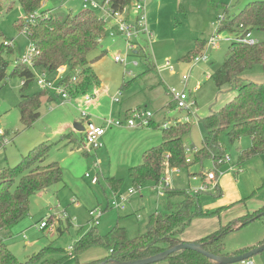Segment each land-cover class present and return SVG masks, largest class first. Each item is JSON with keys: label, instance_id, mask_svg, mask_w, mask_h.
<instances>
[{"label": "rangeland", "instance_id": "obj_1", "mask_svg": "<svg viewBox=\"0 0 264 264\" xmlns=\"http://www.w3.org/2000/svg\"><path fill=\"white\" fill-rule=\"evenodd\" d=\"M62 1L64 0H42L48 8H53L52 14L56 15L57 18H63L67 14L74 15L83 11L80 0H69L66 3H62ZM93 1L108 8L105 0ZM250 1L254 0H147L144 8L147 28L150 31L151 38L148 41L145 38L141 40L142 44H146L145 52L139 51L137 54L128 56V61H136L137 65L128 64L123 66L121 63L114 61V55L120 54L123 56L125 54V43L120 38L111 39L107 34L100 41V44L88 54V59L93 61L91 63L92 70L104 83L103 88L106 90L111 89L110 97L121 89L123 82H127L125 86L131 84L129 87L125 88L124 86L120 90L119 99L121 97L122 101L129 99L130 103L136 105L131 107L130 111L137 108V106L149 111L153 120L159 122L160 126L163 123L169 126L177 120L186 122L184 120L186 111L174 106L167 92L168 88L180 91L185 87L190 96L194 98L198 108V118H201L208 114L210 110L219 108L235 93V89L228 85L218 89L210 77L206 78V75L211 76L224 61L228 45L232 41L220 39L216 46L210 48L207 47L206 43L205 45L203 44L201 53L206 56L204 60L195 62L193 58L196 56L191 58L190 56L198 50L199 42L207 41L212 36L216 30L214 24H217L216 20L219 16H224L225 12L229 15L235 14ZM89 9L99 18L105 20L106 28L112 24V17L108 16L99 7L93 8L89 6ZM23 15L17 0H0V30L2 31L0 43L4 40H9L13 44L12 54L6 56L9 61L6 71L7 75L0 82V129L5 133L3 137L5 141L3 140L0 146V170L16 165L22 155H25L37 144L45 142L50 144L47 156L49 161H56L62 167L63 180L50 186L45 193L30 197L28 215L13 227L11 234L7 237L10 243L9 249L20 262L30 264L26 263L28 257L36 253L41 247L50 244L66 250L69 245H73L79 236L93 225H96V229L100 234L108 233L116 223L121 227H125L128 238H134L144 233L148 215L155 208L163 212L164 209L162 208L166 204L167 199L156 190L150 188L153 192L151 194L149 188H143L140 194H137L138 192L129 194L124 211L109 207V202L113 195L104 181V178L107 177L109 163L105 157L100 155V148L87 147V151H85L84 146L80 145L82 134L74 129V122H80V110L75 112V110L70 109L68 104L60 107L56 101L45 100L42 96L39 118L29 127H25L21 123L19 110L16 107L21 93L31 95L41 91L36 83L33 82L24 92H21V79L16 75L9 76L10 71L16 64V59L24 55L28 49L29 41L27 35L15 28V24ZM219 33L222 38L231 36L228 31L223 30ZM263 36L261 31L254 30L251 32V38L256 41H261ZM144 40L147 43L143 42ZM144 53H146L145 55L148 57L147 61L150 65L145 61L146 56ZM100 54L103 55L98 58ZM186 56L189 57L186 58ZM166 60L170 62L173 70L162 69L157 72L153 65H161ZM126 69L131 70L134 76L136 75V78L132 79L133 76L125 75ZM249 74L251 76L246 77ZM256 74L261 75L259 66H255L251 71L245 72L244 76L246 75L247 79L250 77L256 80ZM183 75H188L185 82H182ZM196 84L199 88L193 91L192 89ZM99 88L101 86L97 89ZM112 103L115 104V102ZM55 107L59 108L54 109ZM87 112L90 120L94 123L97 122L95 118L110 116L109 111L102 108ZM65 116L72 119L70 130L67 131L69 133L65 132L72 135V138H74L72 142H69V138L62 137L61 134H55L58 126L56 124L64 120ZM198 118L192 119L190 116V120L187 121L191 124V130L184 137L185 147L196 148L201 145L205 129ZM241 138L242 145L249 144L247 136ZM220 140L226 155L228 154L235 161L238 153V142L240 141L229 143L224 133L220 135ZM120 150L121 147H119L118 151ZM72 156L81 158L84 164L80 172H78V175L81 173L78 177L75 176V167L73 170L70 168V164L74 165L75 163L70 158ZM63 158L66 159L61 160ZM94 162L97 163L95 167L93 166ZM202 163L204 170L211 168L210 159H204ZM190 167H193L196 171L199 170L198 163L188 168ZM188 168L180 169L178 174L170 172L169 184L172 186L173 183H177L186 189ZM86 172L90 174L91 178L97 172L99 183L92 185L90 179L84 177ZM115 172V178L122 180L120 192L127 194L128 189L131 188L130 180L127 176V168L124 165H119ZM101 175H104V178ZM66 177L79 180V182H74L79 183L77 186L81 190L79 194L86 193L89 198L84 196L85 199L83 201L79 197L71 200L70 195L67 193V187L63 185ZM181 179H184L185 183L181 182ZM95 196L99 198V205L97 202L95 203ZM57 204L59 209L56 208ZM95 206L102 211L97 223H94L89 215V210ZM61 213L65 215L61 217L62 223L60 224L59 232L55 228L56 221L53 215ZM50 215L53 216L51 223L49 222L46 228L40 229L38 227L40 221H45L46 217ZM67 216L69 217L68 219H66ZM262 219L252 221L246 226L228 233L224 238V252L230 253L234 247H243L258 240L264 234V220ZM22 233H24V236H21ZM26 241H28L27 244ZM94 248L101 249L107 253L104 247L95 246ZM255 256H252L251 259H254ZM68 259L71 260L69 264H73L75 261V258Z\"/></svg>", "mask_w": 264, "mask_h": 264}, {"label": "trees", "instance_id": "obj_2", "mask_svg": "<svg viewBox=\"0 0 264 264\" xmlns=\"http://www.w3.org/2000/svg\"><path fill=\"white\" fill-rule=\"evenodd\" d=\"M17 1L24 15L35 11L40 12L34 23H26L28 41L34 44L39 51L38 55L33 57L34 69L37 72H44L48 78H53L57 69L64 66L65 72L60 82L64 85L69 97L92 92L91 90L99 84V80L91 69L93 61L88 59V54L107 35V28L101 18L88 10L57 18L56 15L46 10H40L42 0ZM108 4L115 11H121L125 7L129 11L133 0H108ZM239 25H242L243 34L257 30L264 35V0L250 1L232 15L225 12L219 31L224 30L236 34L240 30ZM15 28L19 32L22 31V17L15 24ZM205 43L206 41L199 42L198 50L192 56L189 55L190 58L200 55ZM144 48L145 46H140L137 52H132L131 55L139 51L145 52ZM12 52V47L5 46L3 41L0 43V82L7 75L9 61L6 56L11 55ZM102 55L100 54L98 58ZM145 58L147 64L150 65L147 61L148 57ZM255 66L261 69L262 79L260 81L247 79V76H244L245 72L251 71ZM15 75L21 79V92L35 82L34 71L26 64L20 63L18 59L9 73V76ZM209 77L218 89L228 85L235 89V93L219 108L210 110L201 118L197 115L205 129V134L200 147L191 155L190 161L186 162L184 137L189 134L191 124L177 120L161 128L162 124L160 126V123L150 118L148 126L153 129L160 128L161 141L144 150L141 162L127 169L130 187L139 189L148 182L156 186L163 176L165 166L170 169L188 168L195 163L201 164L204 159H210L215 165L220 166L222 162L218 161H223L226 155L220 140L222 133L225 134L229 143L238 141L243 136L250 139L249 147L239 151L237 163L243 164L264 154V36L255 44L230 42L224 61ZM126 84L127 82H123L122 87ZM43 95H48L51 99L57 98L53 92L44 89L31 95L21 93L16 107L19 110L20 121L25 127L31 126L39 118ZM129 113L130 110H127L125 115L128 117ZM83 139L82 137V142ZM49 149L50 144L41 142L22 155L16 165L0 170V230L10 231L28 214L29 199L32 195L62 181V169L59 164L57 162L45 163ZM104 181L113 194L121 193V179L109 176L104 178ZM263 185L264 178L262 179ZM164 193L168 200L164 204V210L163 212L153 211L148 215L144 233L128 238L125 228L115 225L108 233L100 234L96 225H93L73 245L69 246L70 250L49 244L29 256L26 263L63 264L68 258H76L86 249L95 246L104 247L107 250V256L88 264H95L110 258L119 261L146 258L182 243L180 235L192 219L217 214L220 210L204 211L200 201L202 192L188 194L182 189H165ZM220 194L218 187L215 197ZM173 196H180L181 199L172 202L170 198ZM261 218L264 220V205L254 212L233 218L226 224H220L217 230L195 242L200 243L207 252L217 256L243 254L255 246L243 247L226 253L224 252V238L228 233ZM50 220L52 216L45 219V226L42 228L47 227ZM0 264H24L16 258L2 239H0ZM154 264L217 263L198 252L179 250Z\"/></svg>", "mask_w": 264, "mask_h": 264}, {"label": "crops", "instance_id": "obj_3", "mask_svg": "<svg viewBox=\"0 0 264 264\" xmlns=\"http://www.w3.org/2000/svg\"><path fill=\"white\" fill-rule=\"evenodd\" d=\"M67 1L69 0H64L62 1V3L64 2L66 3ZM71 1H77V0H71ZM40 10H46L47 12L52 13L53 8H48L44 2H41ZM248 76H251V75H247V77ZM135 78H136V75L135 76L133 75L132 79H135ZM261 79H262V74L260 76L256 74L255 81H260ZM98 80H99V84L91 90L92 93L95 94V100L92 103L86 104L82 99V95L77 96V97H70V100L68 99L67 101L63 103H60V99L58 97L55 99L49 98L48 95H43V97L45 98V100L56 101L57 105H59L60 107H64L65 105L68 104L70 106V109L75 110V112H79V110L81 109L91 111L93 109L102 108V109L109 111L110 117L115 118V119H120L122 122H124L125 119L127 118V116L125 115L126 111L130 110V108L133 107L135 104L130 103L129 99L122 101V97L121 99L118 100V102H115V104L112 103L110 100L111 89L110 88L107 90L104 89L103 88L104 83L102 82L101 79L98 78ZM122 84H121V89L125 86L124 85L122 87ZM130 85L125 86V88L129 87ZM99 86H101V88L97 89ZM119 102L120 104H118ZM137 107H140V106H137ZM57 108L59 107H55L54 109H57ZM39 116H40V112H39ZM102 118H95L97 121L96 124H102ZM89 119H90V116H89ZM151 119L153 120L152 117ZM71 120L72 119L65 116L64 120L60 121L59 124H56L58 126L55 131V134H61V136L64 135V137H67L66 139L69 138L70 139L69 142L74 141V138H72V135L67 134L69 133L67 131L70 130ZM78 123H80L82 126L84 125V121L82 120V118H80V122ZM78 123L74 122V124H76L77 126H78ZM156 123H159V122H156ZM78 132H81L82 137H83V130L78 131ZM241 139L242 138H240L239 139L240 142H238L239 143V146L237 149L238 153L241 149H245L249 147L250 145V139H249L248 145L247 144L242 145L243 143ZM160 141H161V132L157 129H153L151 126H138V127H132V128H128L126 126H119V127L112 126V125L107 126L105 129V133L102 137L103 145L100 148V155L105 157L109 163L107 167L108 170H107L106 176L116 177L115 169L119 165H124L125 168L128 169L129 167L139 164L141 162V156H142L143 151L152 146L157 145ZM81 143L82 142H80V145L82 146L83 143L82 144ZM241 146H245V147H241ZM119 147H121L120 151H118ZM199 147H196V148H199ZM238 153H237V156H238ZM226 156H228L229 160L222 162L220 166L215 165L211 161V168L208 170L203 169V163L201 164L198 163L199 165L198 171L193 169V167L188 168L187 170H189V172H188V177L186 180L187 182L186 189H184L183 186L178 185L177 183L175 184L173 183L171 186V184H169L170 178H168L169 188L167 189H182L190 194L193 190L198 189L202 184H205L207 186L210 185V182L209 180H207V176H206L207 172L211 171L214 167H216L219 171H221V175L218 177V185H219L218 187L221 192L220 196L215 197V194L217 193V191L212 192V190L201 191L202 193L200 194V201H201L202 209L204 211L205 210L214 211L217 209H220V210L218 211L217 214H212L210 216H204V217H196L192 219L190 224L183 230V232L180 235V239L182 241L192 242L197 239H200L210 234L211 232L217 230L220 224H226L233 218H237L246 213L254 212L264 205V185L262 186V179L264 178V154L258 155L243 164L237 163V158L235 161H233L228 154ZM70 158L71 160H74L75 162L74 165L70 164V168H72L73 170V168L75 167V176L78 177L81 175V173L80 175H78V172H80V169L84 166V164L82 163L81 158H78L75 156H72ZM65 159L66 158H63L61 160H65ZM46 160L48 161L46 162ZM46 160H45L46 164L50 162H56V161H49L48 157L46 158ZM179 172L180 170L178 172H172V173L178 174ZM64 176H65V173H64ZM101 177L104 178V175H101ZM62 180H63V170H62ZM98 181H99V176H98ZM74 182H79V180L66 177V180L63 181V185L67 187L66 188L67 193L70 195L71 200H75V198L77 199V197H79L82 201L85 199V197L89 198V196L86 195V193L79 194L81 191L79 188H77L79 183H74ZM173 182L175 181L173 180ZM181 182H184V179H181ZM143 188H149V192H151V194L153 193L151 189L158 191L157 186L148 182L140 188L137 194H140ZM46 190L39 192L35 195L43 194L45 193ZM112 195L114 194L112 193ZM162 195L165 198L167 197L165 193ZM95 199H96L95 203L96 202L98 203L99 198L95 196ZM180 199H181L180 196H173L170 198V201L176 202V201H179ZM90 206H93V205H90ZM56 208L59 209L58 204ZM157 209L158 208H155L154 211H158ZM162 209H164V206ZM124 210H121V211H124ZM57 212L60 213L61 211H57ZM61 214L53 215L56 221L55 228L59 232L61 228L60 224L62 223ZM53 216H52V220H53ZM68 218L69 217L67 216L66 219ZM52 220H50V223ZM117 224L118 223H116V225ZM12 229L10 231L0 230V239H2L7 244L8 248H10L9 247L10 243H9V240H7V237L11 234ZM40 229H44V228H40ZM21 236H24V233H22ZM263 236L264 234H262L258 240L253 241L252 243H249V245H244L243 247H251V246L259 245L261 242L264 241ZM27 243L28 241H26V244ZM68 247L66 248V250L68 249ZM243 247L242 246L237 247V248L234 247V249H232L231 252H233L236 249L243 248ZM90 250H92V252L89 253ZM106 256H107V253H105L101 249H95L94 247H90L86 249L85 251H83L81 254H79V256L75 258V261L73 264H88L90 262L103 259ZM70 261L71 260L68 259L64 264H69ZM250 261L253 264H264V252L262 251L256 254L255 258L250 259ZM239 263L245 264L244 262H239Z\"/></svg>", "mask_w": 264, "mask_h": 264}, {"label": "built area", "instance_id": "obj_4", "mask_svg": "<svg viewBox=\"0 0 264 264\" xmlns=\"http://www.w3.org/2000/svg\"><path fill=\"white\" fill-rule=\"evenodd\" d=\"M82 3L83 10H88L90 7L97 8L99 7L101 10L105 11V13L112 17L113 22L112 24L107 28V34L112 38H120L125 43V54L121 56L120 54L114 55L113 59L117 63H121L123 66H127L128 64H131L132 66H136V61H128V56L132 54V52H137L136 50L140 46H146V44H142L141 40L142 38H145L146 41H148L151 38L150 31L147 28L146 23V14H145V2L147 0H133V4L130 7L129 11L128 9L123 8L121 11H115L113 10L109 4L108 0H105V2L108 4V8L98 5L93 0H80ZM40 15L39 11H35L33 13H30L28 15H23V28L22 32H24L27 35V28L26 23H34L36 18ZM103 23L105 24V20L101 19ZM224 21V16H219L216 20L217 24L215 26L216 30L212 34V36L209 38V40L206 41V45L208 48L216 46L218 40L224 39L225 41H239L246 44H255L258 41L251 38V33L247 32L244 33L241 32L242 25H239L238 28L240 29L238 33L234 34L232 33L231 36L222 38L220 37V31L219 26ZM112 38V39H113ZM143 41L147 43L146 41ZM3 44L5 46L12 47V41L4 40ZM206 47V48H207ZM39 51L36 49L34 44L30 43L28 44L27 52L20 56L18 58V61L22 64H26L28 67H30L34 73H35V83L36 85L42 90H48L50 92H53L59 99L60 103H63L70 99L68 96V93L66 92L64 85L60 82L64 72L65 67L61 66L57 69L55 75L53 78H48L44 72H37L34 69L33 66V57L38 55ZM195 62H198L200 60L206 59V56L204 53H201L199 56H196L193 58ZM154 68L157 70V72H160L162 69H167L172 71V65L168 60H166L163 64L153 65ZM125 75L133 76L134 73L131 70L126 69L124 72ZM209 77V75H206ZM188 78V75L182 76V82L186 81ZM199 88V86L196 84L193 87V91H196ZM106 91V90H104ZM167 92L169 96L171 97V100L176 106V108L180 110L186 111V115L184 117V120L187 122L190 120V116L192 119H195L198 114V108L196 107V102L193 97L190 96L189 92L185 89V87L177 91L174 88H168ZM121 95V91L118 90L116 94L110 97L111 102H118L119 96ZM83 101L88 104L92 103L95 100V94L92 92H88L82 95ZM80 116L82 120L84 121L83 125V145L84 150L87 151L88 148L98 149L101 148L102 143V137L105 133V129L109 125L113 126H126L128 128L132 127H138V126H148L149 119L151 118V113L149 111H145L141 109L140 107L134 108L130 111L128 117L125 119L124 122H122L120 119H115L112 117H104L102 118V124H96L93 121L89 119V114L84 109L80 110ZM163 127L167 126L166 123L162 124ZM5 136V133L3 130L0 129V143H3V137ZM5 141V140H4ZM197 148H188L185 147V154H186V162L190 161L191 155L196 151ZM228 156H224V160H219L218 162H225L228 161ZM97 165L96 162H94V167ZM180 169L178 168H168L164 167L163 176L160 178V182L157 184V189L160 195L164 194L165 189L169 188L168 184V178L170 172H178ZM221 175V171H219L216 167H214L211 171L206 173L207 180H209L210 185L207 186L205 184H202L198 189L193 190L190 194H195L197 192L206 191V190H212V192H216L218 188V177ZM85 178L90 179V183L92 185H95L98 181L97 173L91 178L90 174L86 172L84 174ZM162 189H161V188ZM139 189L130 188L127 191V194L124 193H118L114 194L112 199L109 202V207L116 208L117 210H124L126 208V201L128 200L129 194H132L134 192H139ZM190 192V191H189ZM189 194V193H188ZM101 209L99 207H94L89 210V215L91 216L94 223H97L101 216ZM64 213L61 214L62 217H64ZM45 226V221L40 222L39 227L42 228ZM68 250H70V247H68ZM245 264H253L250 259H247L243 261Z\"/></svg>", "mask_w": 264, "mask_h": 264}, {"label": "water", "instance_id": "obj_5", "mask_svg": "<svg viewBox=\"0 0 264 264\" xmlns=\"http://www.w3.org/2000/svg\"><path fill=\"white\" fill-rule=\"evenodd\" d=\"M74 129L77 131L83 130V126L78 123V126L74 124ZM179 250H192L195 252H198L210 260L216 262L217 264H233L237 262H243L247 259H250L252 256L264 251V242L260 243L259 245L247 250L243 254H238V255H229V256H217L214 254H211L204 250L201 247V244L195 241L192 242H182L176 246H173L171 248L165 249L155 255L146 257V258H141V259H136V260H129V261H119L115 259H108L104 260L95 264H154L158 263L162 260H164L168 255H170L173 252L179 251Z\"/></svg>", "mask_w": 264, "mask_h": 264}]
</instances>
